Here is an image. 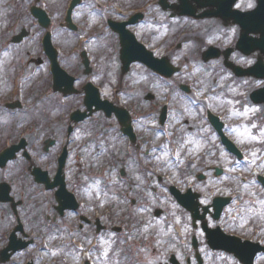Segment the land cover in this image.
I'll return each instance as SVG.
<instances>
[{"label":"flooded vegetation","instance_id":"af4514ba","mask_svg":"<svg viewBox=\"0 0 264 264\" xmlns=\"http://www.w3.org/2000/svg\"><path fill=\"white\" fill-rule=\"evenodd\" d=\"M117 2L121 3L119 9H115ZM86 3L97 16L86 11L77 34L83 36V33L93 32V39L102 36L99 46L105 54L104 59L110 60L119 46V35L114 32L119 24L110 25V20L118 23L131 21L126 27L134 30L153 55L166 57L177 67L181 64V51L192 57L195 41L208 39L209 44H215L220 55L210 61L216 74L213 82L215 85L226 82L231 87L226 94L215 98L217 92L209 88L208 94L200 96L199 101L212 104L213 113L219 119L216 121L223 123L224 134L236 145L238 152L234 153L232 145L223 142L208 109L201 110V102L195 100L194 107L181 111L167 108L166 114L162 103L164 89L170 84L165 83L160 75L159 79L148 76L150 69L143 63L132 64L129 73L120 77V84L124 85L122 90L128 93L135 85L132 67L141 68V87L130 90L129 97L137 98L136 91H141L144 93L141 102L148 103L150 109L134 118V141L115 129L118 123L115 117L116 122L110 118L102 122L99 115L78 123L75 131L69 134L70 115L67 111L75 102L84 101V92L80 88L87 80L98 82L96 86L102 97L113 98L116 90L108 82L107 73L99 72L98 66L102 64L93 55V59L90 57L93 71L89 75L82 72V58H77L78 79L83 81L82 84L77 83L79 93L67 95L55 91L50 59L42 45L45 31L40 29L37 19L19 5V11L8 16L11 25L0 37V264H44L41 254L47 251V247L57 252L56 259L61 261L69 254H75L76 264L79 263L78 218L72 221L73 212L66 210L61 215L56 208L55 192L64 179L80 202L85 189L92 190L102 185L104 197V193H114L118 183L121 217L117 220V213L109 212L100 217L97 224V217L88 221L90 228L95 230L94 236L101 223V233L111 234L113 231L117 235L116 241L120 242L117 249L111 248L106 260H101L97 254L96 264H264V94H256L264 89V77H239L228 65L231 62L249 68L259 59L264 60V56H260L259 50L245 55L234 49L240 29L232 23L225 25L224 20L218 17L197 19L210 22L215 19L214 24L202 30L205 32L175 29L179 21L188 22L193 28L195 17L173 15L174 12L166 8L169 3L164 0L162 5H155L147 11L149 16L154 14L152 20L158 25L150 23L147 16L141 19L139 13L143 8L131 7V2L87 0ZM157 13L160 14L156 16ZM22 20H27V24L14 32L15 24ZM92 21L102 24L98 29H90L88 23ZM144 26L145 29L142 28ZM35 27L38 31L34 30ZM228 27L237 29L229 31L230 38L224 30ZM19 34L22 38L16 41L15 36ZM104 34H108V40L103 38ZM204 35L202 39L200 36ZM227 48L233 49L228 57L224 54ZM160 68L167 70L169 66L160 63ZM37 76L43 82L44 96H56L44 104L47 108L45 119L39 116L32 122L31 117H19L17 108L6 103L11 102L17 93V84L30 83ZM174 80L173 76L168 81ZM152 82L158 85L157 88L150 87ZM160 85H163L161 90L158 89ZM147 88L155 92L151 101L147 100ZM58 98L60 105L56 106ZM53 107L56 108L52 110ZM79 107L85 109L83 104ZM164 113V126H168L167 132L173 136L172 142L167 143L163 141L164 132H146L152 121L156 120L161 126ZM178 118L182 124L196 120L200 125L194 136L201 137L204 146L200 147L199 143L197 152L193 154L191 151L192 159L188 165L196 167L202 164L209 173H192L187 168L185 173L169 174V168L177 171L179 165L175 159H167L164 163L167 170L163 171V165L154 163V159L133 158L143 146L176 150L181 145V148L187 146L190 149L181 142L182 130L176 129L180 127L176 126L180 124ZM20 121L21 126L17 125ZM47 122L60 124V133L49 134L47 131L51 127L42 126ZM77 134L85 142L89 154H85L81 145L76 146L74 135L76 137ZM106 136L108 140L103 144ZM110 137L123 145L110 147ZM125 141L129 143L124 147ZM212 146L220 155L210 159L206 157V149ZM66 147L68 156L63 171L59 172L60 156ZM122 153L120 161L117 154ZM90 158L96 160L97 167L91 165ZM120 162L124 164L116 173ZM172 187H176L179 194L190 193L192 197L187 198V203L191 211L180 203L182 201L172 192ZM133 193L136 198H133Z\"/></svg>","mask_w":264,"mask_h":264},{"label":"rangeland","instance_id":"374dc122","mask_svg":"<svg viewBox=\"0 0 264 264\" xmlns=\"http://www.w3.org/2000/svg\"><path fill=\"white\" fill-rule=\"evenodd\" d=\"M18 1H20V0H18ZM44 1L50 3L51 9L53 10V13H55V15H56L53 18V22H55L56 24H58L60 26V24L63 23V16L65 15L64 14V7L66 5V1L67 0H44ZM122 1H124L127 4H130V2L128 0H122ZM254 1L255 0H242L240 2V5L243 8L251 7V6L254 5ZM6 2L7 1L0 0V37L3 36V33L6 31V27L8 25H11V24L8 23L9 22L8 18H6L7 15L10 14L11 8L6 5ZM36 2L42 3L41 0H22L21 5L23 6L22 8L28 10L31 7V5H33V3H36ZM140 2H142V0ZM140 2H136L135 1L134 3H140ZM171 2H173V0ZM128 6H130V5H128ZM86 11L89 12L91 14V16L92 15L97 16V14L92 10V8L89 7V5L87 3L86 4L83 3L82 5H80L76 9V11H75V19L74 20L76 22H78V23H83L82 19L86 16ZM26 24H27V20H22V22H17L15 24L14 28H13L14 32H18V30H20L21 27H23ZM101 24H102L101 22L92 21L90 29H98L101 26ZM185 24H186L185 22H182V23L180 22V23H178V25H177V27L175 29L179 30ZM209 24H214V21H211V22L210 21H203L201 23V25H203L205 27V29H206L207 25H209ZM142 28L145 29V26L142 27ZM34 30L36 31V29H34ZM61 31H63V32H61V34L57 35V41L65 48L66 51H68L72 47V45H74L76 43V39L74 38V36L72 34H70L68 32H65L62 29H61ZM107 35L108 34H104L103 35V38L106 39V40H108V38H109ZM64 37L66 39L65 41L62 40ZM229 37H230V35H228V38ZM91 47H92V49L95 52L101 51L103 67L105 69V72H108L109 77H110V78H108V82L112 83V85H115L117 82H119L120 77H121V75H120V67H119L120 66V59H119V55H118V50L114 54V56L109 60V59H104V57H103L104 53H103V51H102V49L99 46V43L97 41L93 40L92 44H91ZM192 49L193 50L191 51V53L193 55V58L195 60L196 65H197V70H198L199 74L202 75V79H206L207 77H209L211 75L212 67H209L208 65L204 64L200 60V50L196 46H194ZM67 62H68L67 64L70 66L69 59H67ZM70 62H74V61L70 60ZM72 68H74V67H72ZM132 68H133V70H132L131 76L133 77V79H135L133 81V83H135L134 86H136V88L138 89L137 86L141 85L140 80H141V75H142L141 73L142 72H141V70L138 69L139 67H137V66L136 67H132ZM127 77L130 79L129 75ZM110 79H111V81H110ZM212 79L213 78L210 76V78L208 79V82H210L211 84L208 87L204 86L205 88L196 90L195 92L198 93V95L202 96L204 94H208V89L212 88L213 90H215L217 92V94L214 95V98H215L216 96H222V95L226 94L227 90L231 87L226 82L220 83L218 85H215L214 82L212 81ZM38 83H39L40 87L37 84L35 85L37 88H34V91L32 92V94L29 95L28 101H29V106H31L30 107V111L31 112H38L39 111L38 115L41 116L43 119H45V117H46L45 116L46 109H45V105L44 104L48 100H51L52 98H54L56 95H53V94L52 95H48V96L41 95L40 89H41V86L43 85V82L40 79H38ZM157 86L158 85L156 83H154V82H152L150 84V87L153 88V89L157 88ZM162 87H163V85H160L158 89L161 90ZM136 92L137 93L135 94V96L137 98H139L138 101L141 102L143 100V98H144V93H142V92L139 93L138 91H136ZM34 97H36V99L38 97L43 99V101H41V104L38 106V108L35 107V99H34ZM78 103L75 102L74 105L75 104L81 105V104H83V101H80ZM141 104H143L145 108H147V106H148V103H145L144 101L141 102ZM234 116H237V115L234 114ZM188 117L191 118L190 115ZM98 119L102 120V122H103L104 119L107 121V119H109V118L105 117L104 114L99 113ZM115 120L116 119L113 116L110 117V121L116 122L117 120L116 121ZM177 121H179L180 124H177L176 126L180 125V127L178 126L176 129H181L182 130L181 142L184 143L185 145H188L190 147V153L192 151L193 154H195L197 152V150H198V149H196V147L199 145V143H201L200 147L204 146L202 141H201V137L197 138V137L194 136L195 131H197V130L199 131L200 130V125L197 124L196 120L192 121L190 124L189 123L185 124V122H184V124H182L181 123L182 120L179 119V118L177 119ZM21 122L22 121H20V123ZM59 125H55L52 122L51 123L49 122L48 124H46L45 128L52 126L51 128H49L50 131L46 130L49 134L52 133V132L60 133L61 126H59ZM103 126L104 127H108L106 125H103ZM100 130H101V128L99 126V131ZM105 130L108 131V129H105ZM146 132H147V130H146ZM75 139H76V142H75L76 146L81 145L83 151L85 152V154H86V152H87V154H89L90 152H89L88 148L85 149V142L82 141L81 136H79V134H77ZM112 139L116 143H118L117 139H115L114 137H112ZM107 140H108V137L106 136L103 139L102 143L104 144ZM119 145H120V143H119ZM122 145L123 144L121 143L120 146H122ZM111 146L113 148L118 147V146H115L114 144L110 145V147ZM201 149H203V148H201ZM206 150H207V155H208L206 157H208L210 159L215 158V156H219L220 155V153L216 152L215 146L209 147ZM154 151H155V153L158 154V158L157 159H158L159 164H162L163 167H164V163L167 162V159H169V157H170V152L169 151H165V150L158 151L157 149L154 150ZM117 155L120 156V161H121L123 159L122 158L123 153L122 154H117ZM183 157H184V155H183ZM190 158H191V156H190ZM89 160H90L92 166H94V167L96 166L97 167V162H96V160L94 158H90ZM200 160H203V159L200 158ZM122 164H124V162H120V164L118 166H122ZM118 166L116 168H118ZM190 166L191 165H186L185 168L186 169L189 168L190 170H192V173H197V174H202V173L207 174V173H209L208 172V168H206L202 164L196 165V167H193V166L190 167ZM166 170H167V167H164L163 171H166ZM170 171L173 172V170H170ZM86 190L83 191V194L86 195L89 198V200L91 201V203H92L93 200H94V197H90L89 191L88 190L86 191ZM100 196L103 198L102 195H100ZM88 211H89V213H91L92 210L89 208ZM115 217L119 219L121 216L119 214H117ZM108 244H109V247H110V243L109 242H108ZM103 245H104V241L102 240L101 241V246H102L101 248H103ZM102 254H103V252H102ZM76 259L77 258H76L75 254H69L67 257H65V259H63L61 261H62V264H76ZM47 264H51L50 261L47 262ZM53 264H56V263L54 262Z\"/></svg>","mask_w":264,"mask_h":264},{"label":"water","instance_id":"95a60500","mask_svg":"<svg viewBox=\"0 0 264 264\" xmlns=\"http://www.w3.org/2000/svg\"><path fill=\"white\" fill-rule=\"evenodd\" d=\"M235 0H233L234 2ZM232 2V1H231ZM259 9V10H258ZM245 16H253V15H258V16H261L263 17L264 16V0H261L260 2V8L258 7L257 10L255 11H252V12H248V13H245L244 14ZM44 17V22L45 24H47V19H46V16L43 15ZM246 38V37H245Z\"/></svg>","mask_w":264,"mask_h":264}]
</instances>
